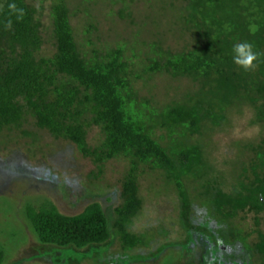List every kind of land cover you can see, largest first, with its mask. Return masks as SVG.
<instances>
[{"label":"trees","instance_id":"16d2710c","mask_svg":"<svg viewBox=\"0 0 264 264\" xmlns=\"http://www.w3.org/2000/svg\"><path fill=\"white\" fill-rule=\"evenodd\" d=\"M46 1L50 3L54 48L50 57L40 55L45 42L40 16ZM11 2L0 0V137L6 131L11 134L8 142L12 136L18 140L21 137L15 132H19L34 145L37 133L47 132L55 140L75 146L96 165L118 157L130 164L121 185L122 204L115 208L111 225L99 204L74 217L60 214L53 205L26 207V219L39 243L81 249L102 245L114 236L123 252L146 244L143 237L129 230L142 210L138 173L141 165H146L160 171L166 185L176 190L181 229L186 233L180 245L185 246L193 233L212 235L208 228L194 226L190 220L193 202L188 184L197 183L203 190V204L228 225V235L233 231L229 220L254 215L257 241L251 249L257 257L255 263L264 264V234L258 229L264 214V0H156L155 14L160 21L171 12L179 39L184 36L191 41L178 51L165 48L163 39L140 40L143 30L133 19V0H119L121 8L105 12L104 19L110 20L114 33L116 18L137 28L130 41L121 38L113 47H96L99 36L93 37V33L98 32V23L90 13L97 8L96 0H81L89 18L81 35L71 23L75 11L68 0H42L38 7L33 0H14L24 10L20 20L10 15ZM110 2L114 4V0ZM9 19L11 28L6 27ZM158 20L153 17L149 21L157 26ZM80 36L90 47L89 54L81 49ZM243 42L251 43L258 54L248 71L233 61L234 45ZM160 74L173 81L190 80L196 89L185 91L183 102L160 107L153 87H147ZM140 81L141 89L148 88L147 97L139 94ZM244 108L252 112L250 125L258 126L260 132L254 142L240 147L244 159L235 160L230 173L219 172L211 164L208 144L193 137H204L211 127L227 122L230 112L241 114ZM29 120L37 132L23 129ZM92 127L103 137L95 148L87 143ZM160 131L165 134L158 137ZM161 140L169 144L165 147ZM226 178L235 182L230 191L224 189ZM4 258L0 246V264Z\"/></svg>","mask_w":264,"mask_h":264},{"label":"rangeland","instance_id":"374dc122","mask_svg":"<svg viewBox=\"0 0 264 264\" xmlns=\"http://www.w3.org/2000/svg\"><path fill=\"white\" fill-rule=\"evenodd\" d=\"M33 1V5L38 7L42 0ZM68 1L71 10L75 11L71 23L81 35L89 19L83 13L85 5L81 0ZM110 1L96 0L98 5L95 9L98 11L94 9L90 12L98 23V32L93 33V37L99 36L96 47L107 45L113 47L121 38L129 40L137 29L136 25L116 18L114 22L117 32L110 30L113 25L110 24L109 19L107 21L104 19L107 8L118 10L122 7L119 0H114L113 5ZM155 1L133 0L131 3L133 19L143 30L140 40L153 42L163 39L164 47L173 51L190 45L189 38L183 36V40L179 39V28L173 24L174 14L167 12L160 21V17L155 14L158 11ZM102 2L103 4L106 2L105 5ZM49 5V1H46L40 16L43 24L42 37L45 41L40 52L43 57H50L54 53L50 42ZM153 17L155 20L159 19L157 26L150 22ZM81 37L78 39L81 42V49L89 54L90 47L86 46V41ZM126 55L131 57V51H127ZM140 56L142 60L145 59L144 54ZM142 85V81L137 82L140 96L147 97L145 90L153 87L154 99L160 107L172 101L183 102L184 92L196 89L195 84L190 80L173 81L165 74L154 76L153 80L147 83L149 85L147 89H141ZM227 117V122L218 128L211 127L204 137L195 135L193 138L194 141L201 140V143L208 144L207 151L210 152V159L213 160L211 164L219 172L224 170L230 173L233 169L232 163L244 159L240 156L242 150L240 147L247 142H254L260 128L250 125L253 119L252 112L246 108L241 114L234 110ZM23 129L37 132L31 120L23 125ZM3 133L0 137V246L5 252L2 264L257 263V261L255 263L257 257L254 249H251L257 241L254 215L249 214L246 217L239 215L229 220L234 234L232 231L228 235L226 232L228 225L212 216L208 207L203 204L204 197L200 194L203 190L197 183L188 184L193 202L190 220L194 226L208 228L212 235L209 237L205 234L193 233L191 240L185 246L180 245L186 233L181 229L180 202L176 190L173 185H166V178L160 171L151 170L146 165H141L138 173L139 197L143 201L142 210L129 227L130 232L143 237L146 244L123 252L118 239L112 236L111 240L102 245L81 249H61L42 245L26 219V207L53 205L60 214L74 217L83 213L89 206L99 204L111 225L115 219V208L122 204L121 185L130 170L129 161L118 157L99 166L90 158L83 157L72 144L55 140L47 132H38L39 139L34 145L32 139L23 137L19 132H15V136L19 134L21 138L17 140L12 136L10 142L7 138L11 134L6 131ZM157 134L159 137L165 132L160 131ZM102 140L98 128L92 127L88 130L89 147L99 146ZM161 144L166 147L169 142L161 140ZM226 179L224 189L230 191L235 182ZM260 217L262 222L258 229L264 234V214ZM241 237H245V240H241ZM166 244L168 247L162 250Z\"/></svg>","mask_w":264,"mask_h":264},{"label":"clouds","instance_id":"9594fccd","mask_svg":"<svg viewBox=\"0 0 264 264\" xmlns=\"http://www.w3.org/2000/svg\"><path fill=\"white\" fill-rule=\"evenodd\" d=\"M10 15L16 16L17 20H20L24 16V10L18 8L17 4L14 2L9 3L8 5ZM12 20L7 21L6 27H12ZM233 61L236 65L243 68L245 71H248L254 67V61L257 60L258 54L254 52L253 46L251 43L243 42L237 43L234 45L233 49Z\"/></svg>","mask_w":264,"mask_h":264}]
</instances>
